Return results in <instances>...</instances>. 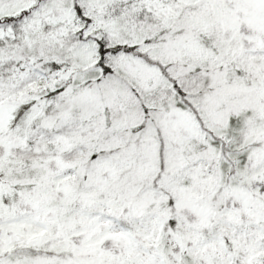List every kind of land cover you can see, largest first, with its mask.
<instances>
[{"label": "snow or ice", "instance_id": "1", "mask_svg": "<svg viewBox=\"0 0 264 264\" xmlns=\"http://www.w3.org/2000/svg\"><path fill=\"white\" fill-rule=\"evenodd\" d=\"M0 264H264V0H0Z\"/></svg>", "mask_w": 264, "mask_h": 264}]
</instances>
